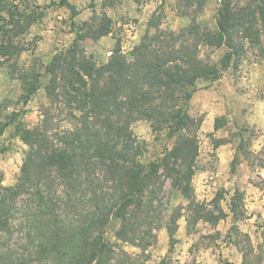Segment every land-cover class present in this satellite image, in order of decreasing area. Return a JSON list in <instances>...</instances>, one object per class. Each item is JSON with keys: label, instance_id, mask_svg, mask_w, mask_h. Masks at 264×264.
Wrapping results in <instances>:
<instances>
[{"label": "trees", "instance_id": "1", "mask_svg": "<svg viewBox=\"0 0 264 264\" xmlns=\"http://www.w3.org/2000/svg\"><path fill=\"white\" fill-rule=\"evenodd\" d=\"M218 1L216 29L197 23L208 0H186L191 24L181 32L148 33L132 58L121 46L103 64L87 53L86 39L112 32L105 12L83 22L74 42L54 56L46 66L49 101L39 122L18 126L29 148L17 180L6 186L0 175V264H146L161 221L155 216L163 203L159 193L168 180L186 196L191 190L198 138L181 131L191 120L188 103L197 82L219 79L250 47L264 59V0ZM204 45L227 49L221 67L200 57ZM20 75L28 101L42 74L25 68ZM142 119L178 136L171 150L147 164L132 129ZM237 207L234 199L236 219ZM186 208L192 225L226 216L194 200ZM178 218L173 213L168 220L171 236ZM112 220L120 222L116 237L141 254L109 242ZM233 233L242 264H264V232L257 243L238 228ZM154 264L180 263L166 255Z\"/></svg>", "mask_w": 264, "mask_h": 264}, {"label": "rangeland", "instance_id": "2", "mask_svg": "<svg viewBox=\"0 0 264 264\" xmlns=\"http://www.w3.org/2000/svg\"><path fill=\"white\" fill-rule=\"evenodd\" d=\"M185 2L0 0V51L7 53L0 55V126L13 119L0 132V175L4 185L15 184L29 148L18 132L19 124L38 123L49 101L46 66L74 42L79 26L96 14L107 13L112 19V32L98 40L86 39L87 53L103 64L121 46L132 58L135 46L148 33L153 35L157 28L181 32L191 24L194 13L191 16L192 10H185ZM218 4V0H208L198 10L197 23L216 29ZM226 51L224 47L204 45L199 55L221 67ZM25 68L42 74L39 88L28 101L20 77ZM31 82L36 84L34 79ZM188 111L191 120L181 132L197 134L199 145L190 195L174 188L170 180L159 193L163 203L155 216L161 221L154 229L155 242L145 252L149 258L146 264H154L166 255L180 264H242L234 228L249 234L254 243L264 232V59L250 47L232 60L219 79L197 82ZM132 129L145 164L171 150L178 139L169 129L155 130L147 119L134 122ZM234 199L239 204L238 219L231 211ZM190 200L205 203L214 214L223 211L226 216L215 224L200 220L192 225L186 208ZM173 213L179 218L171 236L168 220ZM119 227V220L111 221L106 234L109 242L133 255L141 254V248L116 237Z\"/></svg>", "mask_w": 264, "mask_h": 264}]
</instances>
